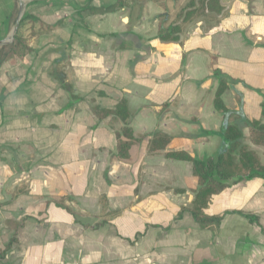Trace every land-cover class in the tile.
<instances>
[{
	"label": "crops",
	"instance_id": "1",
	"mask_svg": "<svg viewBox=\"0 0 264 264\" xmlns=\"http://www.w3.org/2000/svg\"><path fill=\"white\" fill-rule=\"evenodd\" d=\"M119 1L0 0V57L22 7L21 20L54 26L0 65V264H264V180L229 182L206 211L229 214L202 230L178 216L198 188L193 166L166 157L222 151L215 70L230 81L225 105L264 124V0H222L227 16L192 25L182 44L158 39L164 11L151 1L90 11ZM123 100L142 138L127 160L121 121L92 112ZM155 133L172 138L167 150L150 152Z\"/></svg>",
	"mask_w": 264,
	"mask_h": 264
},
{
	"label": "trees",
	"instance_id": "2",
	"mask_svg": "<svg viewBox=\"0 0 264 264\" xmlns=\"http://www.w3.org/2000/svg\"><path fill=\"white\" fill-rule=\"evenodd\" d=\"M137 2L151 1L157 4L164 12L158 18L160 30L158 39L166 44L183 43V37L188 29L198 23L207 22L218 25L227 16V9L222 0H188L175 14L168 7V0H136ZM177 1V0H175ZM123 1H119L115 6L107 9H90L91 13L114 12L119 8L125 7ZM54 26H47L39 22L33 16H25L21 20L17 34L14 37L9 49L0 57V65L3 62L24 61L31 52L30 40L33 37L49 33ZM214 77L219 79L218 88L215 96V110L222 114L224 126L220 132H211V135H219L223 140V149L217 155L198 159L184 151L168 152L166 157L175 161L189 162L193 166V176L197 179L198 188L194 191L195 197L190 208H183L179 217L185 212H190L194 221L202 230H211L221 224L224 213L217 216H209L207 209L215 196L223 193L229 188V182L246 183L253 179L264 180V163L259 155L250 147L244 146L243 131L238 123L241 121L249 129V140L254 146L264 147V124L260 120H248L242 112L228 108L223 101V94L229 89L230 81L220 71L215 70ZM71 93L72 88L66 87ZM73 100L79 101L81 98L72 94ZM264 113V103H263ZM93 114L99 121L109 117H115L121 121L123 128L117 134L118 157L127 160L130 157V150L133 145L140 142L136 139L130 127L132 114L127 103L120 101L113 109H105L100 106L92 107ZM150 152L167 150L172 142V138L164 133H155L152 136ZM66 197L53 198L52 201L60 208L71 211L66 206ZM250 218L251 222L257 218L239 213Z\"/></svg>",
	"mask_w": 264,
	"mask_h": 264
},
{
	"label": "rangeland",
	"instance_id": "3",
	"mask_svg": "<svg viewBox=\"0 0 264 264\" xmlns=\"http://www.w3.org/2000/svg\"><path fill=\"white\" fill-rule=\"evenodd\" d=\"M123 2L127 3L130 1H135V0H122ZM188 0H168V7L169 9L175 14V12L180 9Z\"/></svg>",
	"mask_w": 264,
	"mask_h": 264
},
{
	"label": "water",
	"instance_id": "4",
	"mask_svg": "<svg viewBox=\"0 0 264 264\" xmlns=\"http://www.w3.org/2000/svg\"><path fill=\"white\" fill-rule=\"evenodd\" d=\"M23 10H24V7H22V8L20 9V17H19V20H18L17 25H16V27H15V30H14V32H13L12 41L14 40V37H15V35L17 34V31H18V28H19V23H20V20H21L22 14H23Z\"/></svg>",
	"mask_w": 264,
	"mask_h": 264
}]
</instances>
